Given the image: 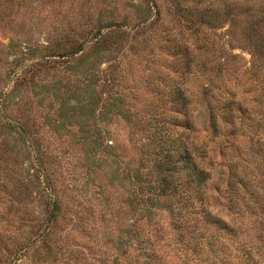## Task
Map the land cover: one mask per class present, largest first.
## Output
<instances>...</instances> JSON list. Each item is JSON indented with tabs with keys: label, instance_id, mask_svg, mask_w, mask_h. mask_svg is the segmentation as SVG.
Here are the masks:
<instances>
[{
	"label": "rangeland",
	"instance_id": "1",
	"mask_svg": "<svg viewBox=\"0 0 264 264\" xmlns=\"http://www.w3.org/2000/svg\"><path fill=\"white\" fill-rule=\"evenodd\" d=\"M156 1L159 13L153 26L143 33H136V28L129 29L127 25L121 27L123 34L118 39L124 48L113 59L122 74L117 90L126 93V105L133 108L130 122L116 110L104 116L99 112V103L95 109L87 105L85 70L94 62L75 61L69 50L75 32L87 27L88 21L101 12L113 20H122L126 15V22L136 14L154 18L146 0H0V109L6 120L25 130L22 134L12 130L3 135L7 129L0 117V264H97L91 248L86 246L90 236L81 234L80 228L96 239H102V227H115L117 231V220L124 216L116 212V202L121 199L120 194H127L111 172L116 155L122 157L123 163H130L137 156L129 133L131 123L136 122L135 110L150 113L168 108L171 102L162 99L169 96L180 72L178 56L169 51L184 26L176 12L178 0ZM214 1L219 6L236 0ZM217 25L220 26L200 28L196 33L210 38L212 48L208 55L216 48L213 58L223 62L229 83L237 90L247 89L244 105L249 109L235 122L221 123L213 131L205 105L207 100L214 106L217 102L214 97L201 94V85L207 78L201 71L191 69L185 85L193 101L195 126L188 137L207 143L206 156L213 161H237L238 168L249 170L257 166L256 157L260 155L256 150L264 144V74L250 75L252 57L249 43L241 35V24L232 25L224 19ZM201 30L206 31L200 33ZM190 31L183 28L181 33L192 44L197 35ZM100 62L101 67L106 66L103 58ZM95 88H100L98 83ZM145 121L153 124L149 116ZM100 128L106 131L108 144L113 145L106 156L100 155L96 142L94 147L92 142H86L95 139ZM85 129L92 132L91 136ZM175 129L178 134V126ZM90 146L92 149H88ZM207 157L201 160L196 155L206 167ZM216 170L217 167L213 169L215 176ZM254 170L259 173L261 169ZM37 173H46L51 181L37 182ZM247 178L253 179L249 174ZM17 179L28 186L20 185ZM249 186L239 191L245 195L236 203L242 209L252 190ZM55 195L61 201L57 215L52 217L55 207L51 199ZM248 202L257 203L253 198ZM237 210L238 207L229 209L235 219H249L248 231L255 235L252 219L257 214H250L249 210L238 214ZM259 221L264 218L258 217ZM41 230L49 236L60 233L64 246L60 245L57 252L46 249L38 234ZM25 240L35 242L17 250V244Z\"/></svg>",
	"mask_w": 264,
	"mask_h": 264
},
{
	"label": "trees",
	"instance_id": "2",
	"mask_svg": "<svg viewBox=\"0 0 264 264\" xmlns=\"http://www.w3.org/2000/svg\"><path fill=\"white\" fill-rule=\"evenodd\" d=\"M184 1L178 0L176 12L179 22L197 36L192 44L188 43L184 33H181L183 28H180L176 42L169 47V51L173 50V54L178 56L180 69L178 82L169 91V96L162 99L170 101V106L150 113L135 110L136 122L131 123L129 133L137 156L130 163H123L122 157L116 155V165L111 171L113 176H117L119 188L127 194L125 197L124 193L120 194L121 199L116 202V212L124 218L117 220V231L115 227H102V239L91 237L84 227L80 228L81 234L90 236L86 246L91 248L97 264H264V221H259V228L256 225L258 217L264 218V144L256 150L260 155L256 157L257 166L249 170L238 168L237 161L224 162L222 158L213 161L207 157V143L188 137L195 125L193 101L185 85L191 69L206 76L201 94L207 98L214 97L217 102L214 106L207 100L205 105L207 121L213 131L219 129L221 123L235 122L249 109L244 105L247 89L242 87L237 90L229 83V78L224 76L228 70L223 62L220 58H213L216 48L213 47L211 55H208L212 48L210 38L196 31L206 26H220L217 24L224 19L232 25L240 23L241 35L250 46V75L264 74V0L228 1L219 6L214 0ZM146 2L147 8L155 13L152 19L136 14L132 21L126 22V15L122 20H113V17H103L101 12L94 20L88 21L87 27L76 31L72 38L70 58L78 62L90 60L95 64L85 70L88 76L84 87L88 91L86 103L91 109L99 103V112L104 116L116 110L128 121L132 120L133 108L126 105V93L117 90L122 74L115 68L113 59L124 48L118 39L123 34L120 31L123 25L129 26V29L136 28V33H143L147 27L153 26L159 13L157 1ZM112 52L114 55H111ZM102 58L106 63L104 67H101ZM255 79L258 80V76ZM261 80V87L264 88V79ZM96 83L99 89L95 88ZM74 107L71 105L73 110ZM148 116L153 119V124L145 121ZM0 117L7 126L3 135L12 130L21 134L25 132L20 125L6 120L2 109ZM85 130L91 136L92 132ZM96 133L95 139H86V142H96L100 155H109L113 145L105 140L106 131L100 128ZM196 155L201 160L207 157L208 167L201 165ZM215 167L218 168L214 171L216 176L213 173ZM255 168L261 169L259 173ZM248 174L254 182L247 178ZM34 177L39 183L51 181L46 173H37ZM3 183L7 184V180ZM17 183L28 186L22 179H17ZM248 185L252 188L248 200L253 198L257 203L246 200V207L242 209L236 203L239 198H245L239 191ZM51 200L55 207L51 216L55 217L61 200L57 195ZM104 200L107 203V197ZM234 207H238V214L244 210L257 214L256 219H252L255 235L248 231L246 223L249 219H235L231 214L229 209ZM38 234L44 239L46 249L57 252L60 245L64 246L60 233L49 236L41 230ZM34 242L25 240L16 248L25 249Z\"/></svg>",
	"mask_w": 264,
	"mask_h": 264
}]
</instances>
